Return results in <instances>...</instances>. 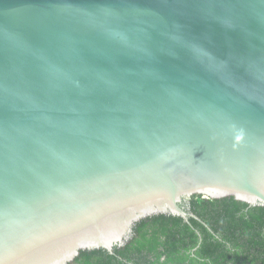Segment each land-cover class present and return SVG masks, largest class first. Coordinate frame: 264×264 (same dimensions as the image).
Wrapping results in <instances>:
<instances>
[{
    "label": "water",
    "instance_id": "1",
    "mask_svg": "<svg viewBox=\"0 0 264 264\" xmlns=\"http://www.w3.org/2000/svg\"><path fill=\"white\" fill-rule=\"evenodd\" d=\"M195 195L264 206V0H0V264Z\"/></svg>",
    "mask_w": 264,
    "mask_h": 264
},
{
    "label": "trees",
    "instance_id": "2",
    "mask_svg": "<svg viewBox=\"0 0 264 264\" xmlns=\"http://www.w3.org/2000/svg\"><path fill=\"white\" fill-rule=\"evenodd\" d=\"M184 206L196 218L143 219L124 246L81 251L73 264H264V206L199 195Z\"/></svg>",
    "mask_w": 264,
    "mask_h": 264
}]
</instances>
